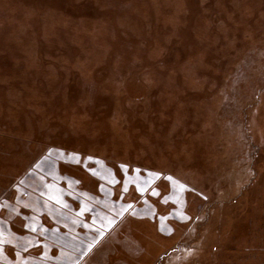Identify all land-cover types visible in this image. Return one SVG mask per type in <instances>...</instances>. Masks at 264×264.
Wrapping results in <instances>:
<instances>
[{
    "label": "rangeland",
    "instance_id": "374dc122",
    "mask_svg": "<svg viewBox=\"0 0 264 264\" xmlns=\"http://www.w3.org/2000/svg\"><path fill=\"white\" fill-rule=\"evenodd\" d=\"M54 180L116 188L118 234L0 214L9 261L264 264V0H0V204Z\"/></svg>",
    "mask_w": 264,
    "mask_h": 264
},
{
    "label": "crops",
    "instance_id": "0c3cea01",
    "mask_svg": "<svg viewBox=\"0 0 264 264\" xmlns=\"http://www.w3.org/2000/svg\"><path fill=\"white\" fill-rule=\"evenodd\" d=\"M52 184L56 185V186H52V187L50 186L49 188H47L46 191H43L46 193V197H49V199L44 198V200L46 202L43 206L38 207V204L34 203V201L32 199L30 201L26 202L27 204L24 202H22L20 205H15V204L10 205L9 203H7V205L0 204V209H2L4 207V210H0L1 216H3L4 218H7L9 220H12V218H10V216H12V214L14 212L13 221L15 223H12V225L13 224H15V225L20 224L18 221H21L23 223L24 220H26L28 222V224L30 223V225H31V224H34L33 221H35V220L41 221L42 219L48 218V219H52V220H51V224L47 225V226L53 225L54 227H57V225L55 223L57 221H59L60 226H62L64 228L63 229V228L57 227L60 230L59 233H57V235L61 239L66 240L67 243H69V244L72 243V245L76 246V248L79 245H81V242L89 243V247H92V249H94L93 252L99 248V245H101L102 242L107 240V237L110 234H112V233L118 234L117 232H118V229L120 227L119 224L124 220L126 215L120 216L123 214L118 213L119 209L120 208L123 209L124 205L121 206V204L118 205V204H115V202H113L114 200H113V196H112L113 193L112 192H114V194H117L116 188H113L114 191L113 190L106 191L104 185H102L100 183V185H98V187H97V191L95 192L93 190H89L86 188L85 189L80 188L77 185L72 186L69 184V182H68V184H66V183L62 184L60 181L56 182L54 180L53 182H50V185H52ZM103 198H105L104 200H106L110 203L109 209L112 212L113 217H116L113 225L111 226L110 229L104 230V232L101 233V236H100V234H97L100 237L95 236V234H93V233L87 232V230H84L85 232H83V230H80V226H78V224L71 219H76L78 222L79 221L80 222H87V221L90 222L89 219L87 218V217H90L92 220L91 222H92L93 227H96V225L101 226L102 223H97V219H99V217L96 219L97 215H100V214L99 213L97 214L95 210L97 208V204L99 202H101L100 200ZM114 198H115V195H114ZM120 200H122V198H120ZM117 202L120 203L119 201H117ZM101 203L98 205H101ZM86 206L91 207L90 212H86V209H83ZM59 210H61L62 212ZM100 210H102V208ZM83 211H84V214H82V216H80ZM66 215L69 217H67ZM53 221L55 223H53ZM0 225H2L1 227H3V224H0ZM19 226H21V225H19ZM81 229H82V226H81ZM103 233H105V234L103 235ZM48 234H47V236H49ZM30 235H32V234L29 233L28 238H32ZM35 235L37 236V233ZM15 236H17V235H15ZM94 237H95L96 241H94V244H92L90 241H93L92 239ZM5 238L7 239V237H5ZM38 240L39 239L37 238L36 241H38ZM28 242H30V240ZM39 242H40V240L38 241V243ZM41 242H43V241H41ZM62 243H64V242L62 241ZM35 244H36V242H35ZM42 246H43V244L41 243L39 245V248H42ZM45 248H47L48 254H49L50 247L43 246L44 250H45ZM11 249H14L13 246L12 247L8 246V248L5 247V249H3L0 246V264H18V262H13L14 260H12V261H9V260L12 257H14L13 259H15V260L18 257H22L23 256L22 250L17 251V249H15V251L14 250L11 251ZM62 249L63 250L60 252L62 256H65V255H67L69 257L73 256L70 254L69 249H66L64 246L62 247ZM27 252H29V253L26 254ZM23 253L25 254V257L28 256V258H33L34 256L36 257V255H38L37 252L27 251V250H23ZM48 254H47L46 258H50L48 256ZM8 255H9V257H8ZM53 258H50L51 260L47 261V263L48 264L49 263L50 264H57L55 259H53Z\"/></svg>",
    "mask_w": 264,
    "mask_h": 264
},
{
    "label": "trees",
    "instance_id": "16d2710c",
    "mask_svg": "<svg viewBox=\"0 0 264 264\" xmlns=\"http://www.w3.org/2000/svg\"><path fill=\"white\" fill-rule=\"evenodd\" d=\"M58 174H59V173H58ZM64 174H65V173H64ZM65 175H66V177H67L66 179H68V178H69V179H71V180H72V179H75V180H77V177H76V176L69 175V174H65ZM58 176H59V175H58ZM80 188H81V187H80Z\"/></svg>",
    "mask_w": 264,
    "mask_h": 264
}]
</instances>
